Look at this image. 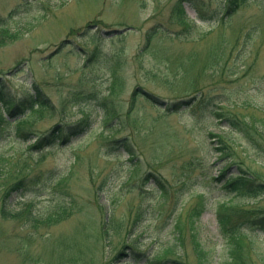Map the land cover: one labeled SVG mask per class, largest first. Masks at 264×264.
Here are the masks:
<instances>
[{"label":"rangeland","instance_id":"374dc122","mask_svg":"<svg viewBox=\"0 0 264 264\" xmlns=\"http://www.w3.org/2000/svg\"><path fill=\"white\" fill-rule=\"evenodd\" d=\"M227 3L0 0V264H264V232L220 223L264 215L225 187L264 182V0ZM35 86L53 109L12 124ZM59 123L66 143L21 134Z\"/></svg>","mask_w":264,"mask_h":264},{"label":"trees","instance_id":"16d2710c","mask_svg":"<svg viewBox=\"0 0 264 264\" xmlns=\"http://www.w3.org/2000/svg\"><path fill=\"white\" fill-rule=\"evenodd\" d=\"M245 1H247V0H228L227 6L225 7L226 14L234 12V10L236 8H238L241 5V3L245 2ZM191 25H192V21H191ZM185 31H186V33L191 32L190 26H188ZM148 35H149V38H148V41H149L150 36H152V33H149ZM9 36L10 35H8V33L5 31V27L2 25L0 27V44L4 43ZM35 89H36L35 92L29 93V95L25 99H22V100L18 101L17 104H14L13 110L15 111V110L20 109L19 111L21 112V110H22L23 115L19 118H17V116H19V115H17L16 117L14 116L13 120L15 118L16 119L14 120V123H12V124H16V123L21 124L23 121L28 122L27 115L29 113L35 111L34 109H36V108H48L49 107L50 109H53L52 107H54V106H53L52 100L47 98L46 96L41 95V92H40L41 88L40 87L35 86ZM99 92H100V90L99 91L95 90L92 95L93 96L97 95V94H99ZM144 92L148 97H150V95L147 94V91L144 90ZM73 97H74V99H76V92L73 95ZM33 106H34V108H32ZM170 107L178 108L179 105L175 104L174 106H170ZM168 109H170V108L168 107ZM13 120L12 119L10 120V118H6V119H4V122L9 124V123L13 122ZM62 124L64 126H66L64 123H62ZM62 124L59 123V124L55 125L51 130H49L48 132H45L43 134H38L37 132H34V131L29 132V133L22 132L21 134L22 135L23 134H25V135L29 134L30 137L33 136L35 138V139L31 140L33 142L32 146L34 149H38L39 147H42V146H47L48 144H50L52 142H56L57 140H61V139H62V142L66 143L69 140V138L66 137V134L64 133V131H66V129H67V132L73 133L76 129V125L75 126L74 125H67L66 127H64ZM1 132L2 131H0V133ZM3 136H5V133H3ZM34 149H29V150L31 152H34L35 151ZM55 172L56 171H54L53 169L49 170V172L46 173V176L42 177V179H51L52 177L55 176ZM227 174H228V171L227 172L225 171V172H223V174H221V176H222L221 181L224 179V177ZM226 181L227 182L225 183V185H226L225 187L230 191H237L240 193H247V194H256V193L260 192L261 190H264V182L258 180V177L254 174L247 175L244 173L232 172L231 175L228 176ZM22 182L23 181L20 180L18 187L23 186V185H21ZM177 207H178V203H173L172 210L175 212V210H177ZM8 210L9 209L6 206H4V208H2V213L4 214V216H6V214H9V213H7ZM198 210H200L199 206H195L194 212H197ZM10 211L11 210H9L8 212H10ZM27 211L30 213L31 210L28 209ZM66 212H67V209L64 210L62 213L61 212L58 213L60 215V217L53 219V222L56 223V222L61 221L62 217L66 216V215H64ZM219 215H220V223H222V226H223V231L227 232V234H230V235H234L237 233L241 234V232L244 229H249L252 231L259 230L261 233L264 232V215H263V218L261 221L262 222L261 227H259L260 229L259 228L257 229V226L251 225L248 223H246L244 225L241 223H231V224H227L226 222L224 223L223 219H222V216H224V211L219 210ZM171 217L172 216L169 214L168 218H171ZM168 218L165 221L163 220L161 228L166 227L170 223V221H168ZM109 220H110V218H108L107 222H109ZM131 246L132 245H127L125 247V250H123L121 252V254L126 255L129 252L127 250H130V253L133 254V257H137L141 260H146L147 258L148 259L151 258V257H148L146 255L145 251L139 250V249L135 250L134 248L132 249ZM234 247L231 250V253L233 255H235L234 251H233ZM129 262H133L132 259H130L128 261V263ZM155 264H180V263L177 259L165 257V258L158 260L157 263H155Z\"/></svg>","mask_w":264,"mask_h":264}]
</instances>
